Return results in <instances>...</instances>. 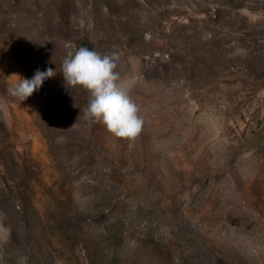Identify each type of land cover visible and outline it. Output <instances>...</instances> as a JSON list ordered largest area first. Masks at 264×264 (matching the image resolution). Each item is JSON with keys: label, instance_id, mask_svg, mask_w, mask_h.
I'll return each mask as SVG.
<instances>
[{"label": "rangeland", "instance_id": "1", "mask_svg": "<svg viewBox=\"0 0 264 264\" xmlns=\"http://www.w3.org/2000/svg\"><path fill=\"white\" fill-rule=\"evenodd\" d=\"M73 45L118 54L134 141L83 118ZM0 264H264V0H0Z\"/></svg>", "mask_w": 264, "mask_h": 264}, {"label": "clouds", "instance_id": "2", "mask_svg": "<svg viewBox=\"0 0 264 264\" xmlns=\"http://www.w3.org/2000/svg\"><path fill=\"white\" fill-rule=\"evenodd\" d=\"M118 60L115 52L104 54L73 45L62 61L60 73L67 87H80L87 92L84 119L102 123L116 138L134 141L142 131L143 119L130 95V85L121 80L117 71ZM55 75L52 68L37 69L31 79L17 75L10 93L24 101Z\"/></svg>", "mask_w": 264, "mask_h": 264}]
</instances>
